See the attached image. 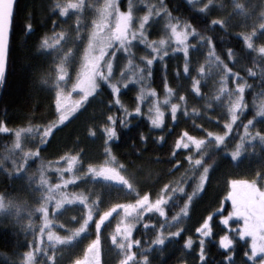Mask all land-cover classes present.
Listing matches in <instances>:
<instances>
[{
	"label": "trees",
	"instance_id": "trees-1",
	"mask_svg": "<svg viewBox=\"0 0 264 264\" xmlns=\"http://www.w3.org/2000/svg\"><path fill=\"white\" fill-rule=\"evenodd\" d=\"M65 1L16 0L14 5L6 72L0 84V121L11 129L9 133L0 134V197L8 205L0 210V264H23V252L32 246L35 235L33 226L40 224L36 214L42 193L37 184L39 165L41 161L50 162L46 175L55 184L60 177L55 176L53 170L65 153L77 154L81 161L77 166L83 170H87L89 164L113 159L132 183V189L117 191L126 201L138 198L137 193L149 192L156 196L164 185L180 178L177 185L181 190L167 205L166 216L148 215L146 224L141 222L135 227V237L140 238L141 244L136 248L141 250L131 264H258L250 258L247 239L234 237L232 245L226 248L217 240L226 232L221 217L230 207L227 199L230 178L264 175V143L258 137L241 140L244 124L253 118L255 106L264 95V54L244 44L241 33L246 27L241 16L231 10L230 4L221 9L200 11L188 0H162L170 15L191 25L207 42L211 41L222 67L231 69V76L247 85L244 91L247 107L242 110L226 145L215 146L199 156L203 165L192 167L185 157L191 154L195 159L199 154L193 150L191 153L182 148L177 150L175 142L182 129L203 135L196 125L203 124L213 130L222 128L216 119L223 120L221 114H211L205 109L211 81L204 83L205 88L202 85L201 96L191 95L187 116H183L182 110L179 118L162 129L154 127L145 106L138 108L133 85L114 88L102 80L85 106L65 122H58L63 109L58 104L53 79V57L51 49L42 47V41L61 28L63 17L57 4L62 6ZM128 1L120 0L119 5L127 8ZM215 18L222 19L223 26L210 23ZM250 24H253L251 20ZM149 26L150 39L159 38L163 34L164 20L158 17ZM138 48L143 53L142 48ZM183 64L181 53L155 60L151 68L142 63L150 71V86L156 95L163 94L166 87L180 84ZM21 128L31 131L22 133L17 148L14 133ZM252 128L264 131V119H258ZM109 129L115 135H111ZM237 143H242L243 147L241 155L234 160L230 152L236 149ZM37 148L41 149L39 159L29 157L25 167V152ZM19 168L24 171L17 172ZM200 179L203 185L196 192ZM186 205L183 231L158 244L156 236H166L162 229ZM205 219H209L210 233L199 244L200 237L194 229Z\"/></svg>",
	"mask_w": 264,
	"mask_h": 264
},
{
	"label": "rangeland",
	"instance_id": "rangeland-1",
	"mask_svg": "<svg viewBox=\"0 0 264 264\" xmlns=\"http://www.w3.org/2000/svg\"><path fill=\"white\" fill-rule=\"evenodd\" d=\"M120 1V0H119ZM106 0H83L82 9L76 12L75 15L71 13L64 17L61 22V28L56 32L61 31L66 33L64 42L54 49H51L50 53L53 57V79L57 85L58 93V104L63 111L59 116V123H63L72 117L80 108L85 106L88 98L91 97L96 89H88L87 81H84L83 90L73 89L72 83L77 78V73L81 70L82 57L84 55V48L86 46L87 37L90 29L93 27V21L100 19L99 9L104 6ZM110 4L109 11L104 17L103 30L106 33H114L118 29L123 30L127 36V40L124 45H120L118 41H113L110 48L104 49V54L100 55L99 52L96 55L99 59L96 62V69L94 79L96 80L97 86L99 81H105L113 87L117 88L118 85L127 86L133 85L137 91L138 108L145 106V110L149 115L150 119L155 128L162 129L169 122H173V114L171 112V105L178 103L181 110H187L188 101L191 98L190 85L191 79L188 75L183 74V68L181 70V82L177 87H166L163 94L156 95L157 93L150 86V71L142 66L145 63L147 67L151 68V65L147 63L148 59L162 60L164 57L173 56L174 54L182 52L178 49L183 48V44H175L171 38L170 31L166 28V25L171 21L172 23L179 22L181 28H185L188 25L185 21L174 18L170 15L162 0H129L127 9L131 12V18L128 22L127 27H124V14L121 12V8L117 5L116 0H108ZM198 8H204L205 10L210 9H221L222 6L230 4L231 10L241 16L243 25H245V31L243 33L251 32L256 29V35L253 37L255 45L264 44V29H259L258 25L264 22V0H192L191 2ZM66 1L63 2L64 6ZM163 8V13H158L157 9ZM151 10L152 15L150 21L146 26L141 29L139 26L142 23L143 15ZM161 17L164 20V30L161 36H168L169 44L163 49H160L159 54L154 56L151 50L147 47V41L140 35L143 32L149 39V28L150 23ZM250 20L253 24H250ZM186 31L192 33L186 43L189 46L190 51V63L193 69L192 75L200 78L197 69L200 65H203L206 72L204 78L201 79V87L206 81H211L212 85L208 90L207 102H205V108L211 114L219 115L225 118L224 114L226 111V105L231 103V100L239 95L236 89L238 83L243 84L236 77L231 76L228 81L229 91L225 92L223 99L217 103L215 97L220 89L222 77L227 75V70L222 67L217 55L213 50L209 42L204 37L198 34L196 31L193 32L191 27L186 28ZM160 36V37H161ZM159 37V38H160ZM158 39V38H156ZM153 39V40H156ZM141 41H144L143 43ZM142 48L143 53L138 50ZM66 59V67L70 73V76L62 81H57L55 73V65ZM97 88V87H96ZM171 89L170 93L168 89ZM205 88V87H204ZM69 91V93H67ZM186 95V101H180L179 97ZM167 97V100L165 99ZM264 99V95L260 97V100ZM211 105V107H209ZM67 107V108H65ZM139 110V109H138ZM212 110V111H211ZM188 111V110H187ZM190 111H193L191 109ZM161 114H163L161 116ZM157 118L162 120V123L157 126L153 121ZM252 139H250L251 141ZM216 145L209 143L205 151L208 152ZM193 153H196L194 149ZM62 162V163H61ZM56 170L54 175L57 177L63 176L69 178L73 173H65L57 171V169H65L66 161L57 162ZM99 171L101 168L108 169L106 175L95 176L89 173L87 170H83L81 166H77L75 175L79 177V181L76 185H72L64 189L65 191L71 192H83L88 196V203L92 204L93 201L99 199V205L93 206V211L97 217L106 211L112 204L116 203H128L134 202L133 200H125L123 197L117 194V191L123 190L124 188L129 189L125 183L121 180L113 179V171L115 174L123 176L125 180H128L124 173L120 170L119 165L113 160L109 159L107 162L102 164L94 165ZM99 179V180H98ZM178 179H173L167 184V188L158 193L156 196H151L154 202L160 196H164L165 201L159 206L163 209V214L158 209H151L144 211L141 208L139 211L143 213L142 218H138V224H146V218L148 215L160 214L161 217L166 216V207L172 200V197L176 192L181 189L177 185ZM60 182L59 178L55 184ZM121 185L122 187H117ZM203 180L197 183L196 192L201 189ZM43 192V190L41 189ZM122 192V191H120ZM43 195L40 194L39 203L42 202ZM227 199L229 201V210L226 214L221 217V222L226 227V232L218 237V242L222 247H229L233 243L234 237L245 238L249 243L250 258L258 264H264V251H259L260 246H264V239H260L264 236V175L261 174H249V176H237L231 177L228 182V193ZM147 205H145V208ZM187 205L181 209L179 213L171 217L169 224H167L162 231L165 232L166 236H156V241H162V244L172 234L178 236L179 231H183L186 224L187 216ZM88 209L80 205H73L66 207L59 211L53 216L54 223L53 229L62 235L68 234L66 228H74L79 226L80 223L87 217ZM72 217H76L74 221ZM120 216L117 214L113 216L111 220L107 221L103 229V264H119L120 259L127 253V241H125V247L123 249L115 248L111 243V234L115 229V225L119 222ZM136 225V226H137ZM40 224H34L33 230L35 235L33 236L32 248L39 246V251L35 253V264H50L48 256L55 253L56 264H69L70 260L78 255L87 239L91 238L95 234V224L87 230L82 238L76 241L69 242L67 245H56L53 246V241L47 239L46 235L43 238V242H39ZM210 224L209 219H205L196 226L194 229L196 234L200 237L197 239L198 243L206 236H209ZM250 233H255L252 235ZM140 240V238H136ZM154 244V242H153ZM257 247L254 248L253 245ZM141 246L139 244L133 245L135 251V258L137 253L141 250L136 247ZM143 248V247H142Z\"/></svg>",
	"mask_w": 264,
	"mask_h": 264
},
{
	"label": "snow or ice",
	"instance_id": "snow-or-ice-1",
	"mask_svg": "<svg viewBox=\"0 0 264 264\" xmlns=\"http://www.w3.org/2000/svg\"><path fill=\"white\" fill-rule=\"evenodd\" d=\"M192 0H188V3H191ZM211 0H209V3ZM116 3L119 5V0H116ZM83 6V0H66V4L64 6H60L57 4L59 8V12L61 16L67 17L70 13L75 15L76 12L80 11ZM110 4L108 0L104 6L99 9L100 19L93 21V27L90 29L86 46L84 48V55L82 57L81 70L77 73L76 80L72 83L73 89H81L83 90L84 81H87L88 89H96L97 83L94 79L96 62L99 57L96 55L99 52L100 55L104 54V49L110 48L112 46L113 41H118L120 45H124L125 41L128 39L123 30L118 29L114 33H106L103 30L104 17L107 15L109 11ZM121 12L124 14V27H127L128 22L131 18V12L120 6ZM200 11H204V8L199 9ZM165 10L163 8L157 9L158 13H163ZM152 15L151 10H148L142 17V23L140 24V28L143 29L146 24L150 21V17ZM210 23L218 24L223 26L224 21L220 18L213 19ZM191 27V25H186L185 28H181L179 26V22L169 23L166 25V28L170 31L171 38L175 44H183V48L178 49L182 52L184 56V64H183V74L188 75L191 79L190 92L193 96H201L203 94L201 88V79L204 78L205 68L203 65L197 69V73L199 75V79L192 75L193 69L190 63V51L189 46L186 43L188 37L192 34L186 31V28ZM259 29H264V22H261L258 25ZM195 32V29H193ZM140 35L144 37V40L147 41V47L151 50L154 56L159 54L160 49L165 48L169 44L168 36H161L160 38L153 40L149 39L143 32H140ZM243 36L244 44L248 49H252L259 54H264V45H255V41L253 37L256 35V29H253L251 32L241 33ZM66 38V33L61 31L59 33H54L50 37H45L42 41V47L44 49H54L56 46L62 44ZM142 43L144 41H141ZM211 43V41H210ZM229 58L232 57V50H228ZM219 59V57H217ZM235 61L233 60V63ZM147 63L149 65L153 64V59H148ZM251 72V69H249ZM55 73L57 81L65 80L70 76V73L66 67V59L62 60L60 63L55 65ZM227 75L222 77V81H224L219 91L216 94V101L219 103L223 99V95L225 92L231 96L232 93L229 91L228 81L231 79V69H227ZM180 74L179 72L177 73ZM239 74L237 73V76ZM247 87L246 84L238 83L236 85V89L239 92V95H236L231 103L226 105L225 118L220 120L219 117L216 119L222 124V128L218 130L205 128L203 124L196 125L203 131V135H195L189 132L187 129H182L180 135L178 136L175 146L177 150L181 148L184 150H188L191 153V150L194 149L198 155L197 158L193 159L192 155L189 154L185 157L186 161L192 167H198L203 165V160L199 158L205 154L207 149V145L209 143H214L216 146H225L227 143L228 137L231 135L233 128L237 125V122L240 119V114L247 105L244 103V91ZM168 91L171 93L172 90L169 88ZM167 100V97L165 98ZM180 101H186V95H181L179 97ZM211 107V105H209ZM171 112L173 114V119L179 118L182 110L180 109V105L178 103H173L171 105ZM183 116H187L188 113L186 110L182 112ZM163 114H161L162 116ZM258 119H264V99H262L258 105L255 106L254 116L249 119L243 126V132L241 133V140L245 137L248 139L259 138L262 143H264V131H261L259 128L253 129L252 126L256 123ZM157 126L162 123L160 118H157L153 121ZM11 129L8 127L7 123L4 121H0V134L9 133ZM25 131H31V129H19L15 131L14 135L16 138L15 147H20L21 136ZM111 135H115L111 129H109ZM49 139L51 138V134L48 133ZM47 141L44 142L46 144ZM243 147L242 143H237L236 149L230 152L231 157L235 160L237 157L241 155V149ZM40 148L35 149L31 152H25V167L27 166V159L29 157L34 159H39L40 157ZM61 161L66 160V168L65 169H57V171L65 172V173H73L69 178L60 177V182L58 184H52L46 175V170L51 167L50 162L41 161L39 165V179L37 180V184L42 188L43 199L42 202L37 206L36 214L39 217V234L38 240L39 242H43V238L46 235L47 239L53 241V246L56 245H67L69 242L76 241L83 237V235L87 232L89 228L95 224V234L87 239V242L84 244L81 252L74 256L69 264H103V229L107 221L111 220L113 216L119 214L120 219L119 222L115 225V229L111 234V243L115 248L123 249L125 247V241H127V253L123 255L122 259H120L119 264H131V262L135 259V251L133 250V245L139 244V241L135 239V227L138 223V218H142L143 213L139 210L144 208V211H148L151 209H158L161 214H163V209L159 206L165 201L164 196H160L154 202L152 201L151 194L149 192H145L142 195L137 193L138 199L134 202L128 203H116L112 204L106 211L102 212L99 217H97L96 213L93 211V206L99 205V199L92 202V204L88 203V196L83 192H67L66 189L70 184L75 183L79 177L75 175L77 165L81 162L77 154L65 153L59 157ZM179 163V162H177ZM24 171V168L17 169V172ZM87 171L92 173L95 176L106 175L108 169L101 168L97 171L96 167L92 164L88 165ZM113 171V179L121 180L125 183V185L132 189V183L128 180H125L123 176L115 174V170ZM205 171H208L207 167ZM164 188H167V185H164ZM163 190V189H162ZM80 205L88 209L87 217L83 220L79 226L74 228H66L68 234L62 235L53 229L52 225L54 223L53 216L59 211L63 210V208L71 207L73 205ZM145 205L147 207L145 208ZM8 205H6L3 201V198L0 197V210H3ZM75 221L76 217H72ZM252 235H256L255 233H250ZM260 239H264V236H261ZM162 241H157V243H161ZM254 248L257 247L256 244L253 245ZM39 251V246L37 245L35 248L31 246L28 249H25L23 252V264H35V253ZM259 251H264V246L259 247ZM50 264H56L55 253L48 256ZM146 259V258H145Z\"/></svg>",
	"mask_w": 264,
	"mask_h": 264
},
{
	"label": "water",
	"instance_id": "water-1",
	"mask_svg": "<svg viewBox=\"0 0 264 264\" xmlns=\"http://www.w3.org/2000/svg\"><path fill=\"white\" fill-rule=\"evenodd\" d=\"M16 0H0V84L6 72L11 21Z\"/></svg>",
	"mask_w": 264,
	"mask_h": 264
},
{
	"label": "bare ground",
	"instance_id": "bare-ground-1",
	"mask_svg": "<svg viewBox=\"0 0 264 264\" xmlns=\"http://www.w3.org/2000/svg\"><path fill=\"white\" fill-rule=\"evenodd\" d=\"M18 211V210H17ZM24 217V216H23ZM20 218V217H19Z\"/></svg>",
	"mask_w": 264,
	"mask_h": 264
}]
</instances>
